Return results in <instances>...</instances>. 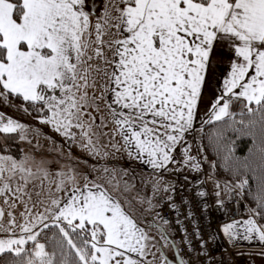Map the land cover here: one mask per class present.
<instances>
[{
	"label": "snow or ice",
	"instance_id": "snow-or-ice-1",
	"mask_svg": "<svg viewBox=\"0 0 264 264\" xmlns=\"http://www.w3.org/2000/svg\"><path fill=\"white\" fill-rule=\"evenodd\" d=\"M87 4L0 0V103L17 107L12 101L19 99L22 111L35 112L63 140L47 137L52 159L0 154V232L9 234L0 238V264H199L217 232L229 243L264 245V0H105L94 21ZM224 47L230 71L206 123L251 137L252 147L240 158L225 130L208 136L237 177L223 187L215 181L216 205L224 207L225 192L247 194L256 206L205 239L196 216L208 209L207 193H196L200 201L177 199V185L163 173L202 171L186 137L196 130ZM234 100L246 110L239 120ZM28 133L29 126L0 112V139L16 134L23 141ZM135 163L152 172L142 175ZM148 186L151 196L142 194ZM165 207L174 219L165 218ZM185 221L195 223L199 249ZM173 229L182 233L183 253ZM163 247L175 250L172 260Z\"/></svg>",
	"mask_w": 264,
	"mask_h": 264
},
{
	"label": "crops",
	"instance_id": "crops-1",
	"mask_svg": "<svg viewBox=\"0 0 264 264\" xmlns=\"http://www.w3.org/2000/svg\"><path fill=\"white\" fill-rule=\"evenodd\" d=\"M220 55L218 57V61L214 63L215 68V74L210 82L209 87L206 89V91L203 94L202 101L199 106V113L198 118L195 122V131L190 133L186 139L188 143L192 145V155L196 156L197 159L202 164V171L195 172L191 170H184L180 174H176L173 172H164L163 177L165 181L168 182H182L185 184L192 185L196 188L198 191H208L211 192L214 196V204L216 205L217 197L215 195V191H213V187L215 185V181H219L221 186L224 185V181L221 179L216 178L212 172L211 168L208 163H206L203 159V155L200 151V147L198 145V136L200 132V128L203 127L208 119V110L211 107L212 101L215 99L217 95H219L220 91L222 90V84L224 78L227 76L228 72L230 71V65H231V50L228 47L221 48L219 50ZM231 110L234 113H238L243 110V104L241 101L234 100L232 104ZM177 159H181L180 153H177ZM137 172H140L142 175L147 176L152 172V169L147 165H141L139 163H135L132 165ZM209 174L212 175L213 179L209 180ZM187 176L188 179L185 180L184 177ZM82 179V178H81ZM201 181H204L203 184H201ZM211 186V187H210ZM210 188H212L210 190ZM226 194V195H225ZM219 199L223 200L224 203L228 199V195L225 192L221 193V196ZM218 207V206H217ZM222 209V208H221ZM244 216L239 219H247L248 218V211L247 208L243 209ZM238 220V219H236ZM231 221H225L224 223H228ZM222 224V225H223ZM217 238L214 241L213 249L215 251H226L227 249H233L232 251V257L233 262L230 260V257L227 253H224L223 255L218 256L217 262L220 264H264V245L260 244L259 242H248L241 239H237L232 243H229L226 237L223 236L222 233L217 232ZM171 254L168 256L170 260H172L173 256L175 255V250L170 249ZM173 264H175V261H173Z\"/></svg>",
	"mask_w": 264,
	"mask_h": 264
},
{
	"label": "built area",
	"instance_id": "built-area-1",
	"mask_svg": "<svg viewBox=\"0 0 264 264\" xmlns=\"http://www.w3.org/2000/svg\"><path fill=\"white\" fill-rule=\"evenodd\" d=\"M177 193L175 194L176 198L179 199L180 196L188 197L189 199H194L195 201H200L201 198L196 196V193L199 192L192 185L185 184L182 182H177ZM207 195L203 198L207 205L208 209L203 212V219H201L199 213L196 216V221L199 223L200 227L204 229L203 236L205 239H208L209 232H216L220 228V226L225 221H233L239 219L244 216L243 214V206L242 200L235 194L232 193L231 196L228 195L227 201L224 203V207L221 209L220 207L215 206L214 204V196L211 192L206 191ZM158 200L159 197H156ZM165 218L174 219L173 214L165 207L162 213ZM183 219V217H181ZM211 224L209 228L208 225ZM185 226L188 228V236L192 240V243L195 245L197 249H199L200 245L195 236L193 235V228L195 227V223H189L185 221ZM217 234V233H216ZM182 233L179 232L178 229H173L171 231V238L177 240L180 243V251L183 253L185 251V245L181 239ZM214 241L210 242L208 245L209 256L207 258L201 256L199 260V264H217L218 256L227 253L230 257V260L233 262L232 251L233 249H227L226 251H215L213 249ZM195 256L196 253H193ZM187 258V257H185Z\"/></svg>",
	"mask_w": 264,
	"mask_h": 264
},
{
	"label": "rangeland",
	"instance_id": "rangeland-1",
	"mask_svg": "<svg viewBox=\"0 0 264 264\" xmlns=\"http://www.w3.org/2000/svg\"><path fill=\"white\" fill-rule=\"evenodd\" d=\"M104 3H105V0L94 1V5H93V7H91L95 10V15L92 17L93 21L95 20L96 16H99L100 13L102 12ZM89 5H90V0H88L86 10H89V7H90ZM12 103L14 105H16L17 107H11V106L4 105L3 103H0V112L5 113L6 117H11V118L16 119L19 122L29 126L28 139L23 140V141L19 139L21 151H20L19 155L15 156V157L19 158L23 154V152H29V153L36 155L37 158H39L41 155H45V156H47V158L52 159L54 154H50L47 151L49 149V147L51 146L50 141L47 139V137H52L53 139H55L59 143H63L62 138L58 134L54 133L50 126L40 124L38 119L36 118V115H34L32 113L28 114V113H25L24 111H22L19 108V105H21L20 102L13 99ZM32 129H39L40 135L37 136L35 134V132L32 131ZM29 140L31 141V143H29ZM37 144L40 145L39 148H37ZM198 145H199V142H198ZM72 151L77 156L81 155L79 150L76 148H73ZM121 163H126V162L121 161ZM53 170H55V165H53ZM222 187H223V185H222ZM211 189L212 188H210V190ZM215 190H217V189L215 188V185H214L213 191H215ZM142 194L146 195V196H151V194H152L151 193V186L144 188ZM238 197L241 198L240 196H238ZM0 205H2V200H0ZM23 210L24 209H23L22 205L18 206L16 209L13 210L15 215H16V218H17V223L23 222L20 215H19L20 212ZM39 210L43 211L42 208ZM7 211H8V209L5 208V217H4L5 226H7V223H8ZM137 215L139 216V213H137ZM150 218H151L150 216L147 217V219H150ZM153 234H155V230H153ZM8 235L9 234L7 232H0V238H6ZM17 235H19L18 229H17ZM162 243L163 242H161V244ZM162 250L165 253V255H167V256H169L171 254L170 248L163 247ZM153 251H155V249H153ZM158 256H159V252H157V257ZM149 259H151V257H149ZM157 264H158V262H157ZM246 264H248V263H246Z\"/></svg>",
	"mask_w": 264,
	"mask_h": 264
},
{
	"label": "trees",
	"instance_id": "trees-1",
	"mask_svg": "<svg viewBox=\"0 0 264 264\" xmlns=\"http://www.w3.org/2000/svg\"><path fill=\"white\" fill-rule=\"evenodd\" d=\"M14 100L22 103L19 99H14ZM243 111L246 110L243 109ZM241 112L242 111L235 113L236 120L241 119ZM32 114L36 115L35 112H32ZM236 127H239V125H236ZM202 128H203V132L201 131L199 132L198 142L203 158L204 156H207V161L205 162L208 163L209 166L211 162H216L218 165V167L214 170L210 167L212 174L216 178L221 179L224 182L231 181L232 184H235L237 177L233 176L231 172L223 166V161L217 155L216 151L213 150V146L209 143L208 136L211 134L214 128L225 130L226 136L235 141V155L240 158L249 155V148L252 147L251 137L240 135L239 133H236L230 129H226V126L223 124H218L215 126L205 124ZM2 136L3 134H0V137ZM10 136H11L10 139H0V154H11L13 156H18L21 151L19 137L16 134H10ZM249 179H250V188L254 190L256 182L254 179L250 178V174H249ZM240 199L243 202L242 203L243 208L248 209L256 206L255 202L247 194L241 197ZM260 223L264 224V220H261ZM45 233L49 236L51 235V231L49 230H45ZM41 242H45L43 235L41 236ZM217 264H220V262Z\"/></svg>",
	"mask_w": 264,
	"mask_h": 264
},
{
	"label": "flooded vegetation",
	"instance_id": "flooded-vegetation-1",
	"mask_svg": "<svg viewBox=\"0 0 264 264\" xmlns=\"http://www.w3.org/2000/svg\"><path fill=\"white\" fill-rule=\"evenodd\" d=\"M94 1H96V0H90V5H89L90 7L89 8H91L94 5Z\"/></svg>",
	"mask_w": 264,
	"mask_h": 264
},
{
	"label": "water",
	"instance_id": "water-1",
	"mask_svg": "<svg viewBox=\"0 0 264 264\" xmlns=\"http://www.w3.org/2000/svg\"><path fill=\"white\" fill-rule=\"evenodd\" d=\"M93 7V6H92ZM91 9H93V8H91Z\"/></svg>",
	"mask_w": 264,
	"mask_h": 264
}]
</instances>
